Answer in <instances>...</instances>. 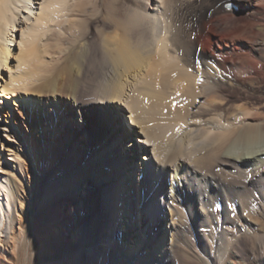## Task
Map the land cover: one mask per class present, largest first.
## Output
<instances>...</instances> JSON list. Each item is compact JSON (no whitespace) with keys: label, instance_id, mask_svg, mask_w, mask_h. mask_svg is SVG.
Wrapping results in <instances>:
<instances>
[{"label":"bare ground","instance_id":"6f19581e","mask_svg":"<svg viewBox=\"0 0 264 264\" xmlns=\"http://www.w3.org/2000/svg\"><path fill=\"white\" fill-rule=\"evenodd\" d=\"M223 1L0 0V116L26 151L20 176L0 179V234L10 227L15 238L34 206L43 246L78 243L43 264H172L183 231L191 239L181 264H264V0L258 23L244 31L250 60L236 62L199 47L211 23L215 37L255 13L253 0H237L236 11ZM53 27L65 29L60 41L72 38L68 49L58 40L51 53L43 43ZM125 111L126 125L118 119ZM79 145L91 171L65 183L82 169ZM8 148L0 141V159ZM173 148L181 156L168 183L175 206L165 197ZM204 161L255 181L253 197L192 168ZM42 181L58 189L43 190ZM93 197L98 229L86 236L81 210ZM103 234L116 256L106 254Z\"/></svg>","mask_w":264,"mask_h":264},{"label":"rangeland","instance_id":"374dc122","mask_svg":"<svg viewBox=\"0 0 264 264\" xmlns=\"http://www.w3.org/2000/svg\"><path fill=\"white\" fill-rule=\"evenodd\" d=\"M230 1L229 3H232L233 6L238 5L240 7V4L237 0H225L223 2ZM261 4L260 0H253L251 2V8L254 9L255 13L253 16H240L239 18H233V24L231 26H228L226 30L223 29V31L219 30L218 33H216L215 37H212L211 34L209 33L210 29L215 26V24H210L209 28H207L203 34L199 37V47L201 52H211L214 51L215 53H218L219 58L224 61V62H236L239 59H246L250 57V53L248 51V44L247 41L245 40V33L244 31L246 30V26L248 24L251 25H256L259 21V15L261 13ZM99 11V8L96 9V11ZM230 10H235V7L230 9ZM237 10V9H236ZM235 10V11H236ZM258 12V13H257ZM236 20V21H235ZM254 20V21H253ZM252 21V22H251ZM250 26L248 28V32L250 30ZM37 26H33L31 30H38L36 28ZM230 27V28H229ZM36 28V29H35ZM56 28V29H55ZM58 27H53L51 28V33L48 35V39L44 38V44L49 46L50 50L53 53L57 46L58 42L60 41V38L57 36H60L59 34H56L57 32H61L63 35L65 34V29L64 28H59ZM56 30V32H54ZM64 30V31H63ZM34 31H30L33 33ZM63 31V32H62ZM36 33V32H34ZM53 33V34H52ZM256 33V32H255ZM36 35V34H35ZM33 35V37L35 36ZM66 35V34H65ZM54 37V38H53ZM57 37V38H56ZM52 38V39H51ZM60 41V47L64 49H68L70 47L72 38L70 37H63ZM47 39V40H46ZM57 39V40H56ZM213 39V42H212ZM59 40V41H58ZM47 42L48 44H46ZM210 42V43H209ZM207 43V44H206ZM68 56V54H66ZM67 56L62 57V61L64 63V59L67 58ZM246 57V58H245ZM71 59V58H70ZM250 60V58H249ZM251 61L256 64L255 60L251 58ZM61 61H58L57 66H63L64 64L61 65ZM112 110V109H111ZM118 116V115H117ZM2 117L0 116V141L3 142L5 146H8V150H1L2 151V156H1V161H0V179H7V180H16L20 174L23 172V168L21 167L23 158L26 154V151L24 149V146L19 138V136L12 131V129L8 128L5 126V123L1 119ZM119 121L123 124L126 125L128 123V115L127 112H124L123 114L119 115L118 117ZM15 134V135H14ZM85 136H87V133H85ZM113 140L115 139L112 138ZM79 148H81V155L80 158L81 160L79 161V166H82V169L78 170L75 168V170L72 173H67V177L64 178L65 183H70L71 181H78L79 174L82 172L81 170H88L89 172L91 171L90 166L87 165V157H88V149L86 151V147L83 145H79ZM119 151L123 153L124 156H130L128 152H125V146L122 144L118 146ZM140 149V148H139ZM129 150V148L127 149ZM190 150V149H189ZM188 150V151H189ZM179 150L177 148H173V150L167 155H165V163L169 166L167 168V178L166 180V185H165V197L170 201L171 205H174V202L172 201L173 199V193H170V185L169 179L172 173L174 172L173 170L178 169L179 167L177 166V163L179 162V153H177ZM119 154H122L120 153ZM205 152L202 151L198 155L192 159L187 161H191L193 163L195 160L199 158H203L205 156ZM132 157V155L130 156ZM194 160V161H193ZM206 165L202 162H198L195 165L192 166V168H195L197 171L201 173H205L209 175L211 178H213V181H215L217 184H221L223 186H226L227 189H231V193H235L233 189H236V193L239 192V194H247L251 195L253 197L252 193L254 192L255 189V181H251V179H246L240 177V175H235L232 176L230 175V171L235 173V168H231L229 165L226 164H216V163H211L208 164L206 161H204ZM180 164V162H179ZM206 166V167H205ZM181 170L182 167L180 166ZM101 170H99L100 172ZM21 172V173H20ZM185 172H182V175H184ZM168 181V182H167ZM90 179H85L81 182L80 187H79V194L78 200L81 202L82 198L86 195V191L89 185ZM253 182V183H252ZM250 183V184H249ZM137 184V185H136ZM168 184V185H167ZM258 184V182H257ZM134 185H136V190L138 188V180L135 179ZM41 189H47L49 187L50 191L57 190L58 187L56 184H51L48 183L47 181H42L40 183ZM42 191V190H41ZM44 193V192H43ZM169 193V194H168ZM42 195V194H41ZM171 195V197L169 196ZM42 197V196H41ZM169 197V198H168ZM95 197L91 198L90 200H85L83 199V208L81 210V219H83V229L85 231L84 235L94 234L96 233L98 229V224L96 223V216L99 214V210L95 204ZM171 199V200H170ZM138 199H135V202H137ZM264 201V200H263ZM258 204V201H256ZM72 206V203H70ZM260 204L262 205V202L260 201ZM264 205V203H263ZM71 206L69 209V213L71 211ZM26 210V209H25ZM31 212V213H30ZM28 216V217H27ZM36 219H37V213L36 210L34 209V206L30 211L25 212V216L23 217V226L20 228V231L17 232L19 234H15V238L9 240V234H10V227L5 228V230L0 234L1 240L4 243V247L2 248L3 250L0 252V264H43L46 260H51L54 262L60 261L62 258H64L66 255L74 254L76 252L78 246V243H70L68 244L65 242V244H61L60 242L53 243L52 245L48 246H43L42 243L38 239L35 238V233L34 231L36 230ZM17 223V221H16ZM15 223V224H16ZM87 228V229H86ZM3 226L1 227L0 231H2ZM33 229V230H32ZM124 233V227H118L117 233ZM115 234L112 238V244H117L118 240V234ZM106 234H103L101 240H106L105 237ZM82 239L85 238V236L79 235ZM26 237V238H25ZM105 237V238H104ZM19 239V240H18ZM191 239V234L188 233V231H183L179 232L176 238V244L177 247L175 248V251L173 253L175 260L172 262V264H181L180 262V257L182 254V251L187 249V242ZM110 240H106L108 242V249L107 255L108 256H116L115 255V249L111 247ZM187 240V242H186ZM26 241V242H25ZM80 241V239H79ZM94 243V241H91ZM24 243V244H23ZM27 243V245H26ZM106 243V242H105ZM132 241L129 242V246H132ZM7 245V246H6ZM111 249V250H110ZM2 258V259H1ZM4 258V259H3ZM9 258V259H8ZM6 259V261H4ZM108 259V258H107ZM30 261V262H29ZM5 262V263H4ZM7 262V263H6ZM71 262V259L69 260ZM113 263L111 264H124L122 261L118 259H114L112 261ZM110 264V263H108Z\"/></svg>","mask_w":264,"mask_h":264}]
</instances>
